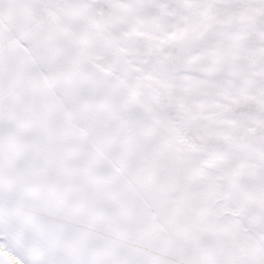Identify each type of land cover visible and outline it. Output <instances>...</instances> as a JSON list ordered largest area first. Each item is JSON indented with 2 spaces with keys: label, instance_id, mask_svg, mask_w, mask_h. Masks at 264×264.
Returning a JSON list of instances; mask_svg holds the SVG:
<instances>
[{
  "label": "snow or ice",
  "instance_id": "6c2138e0",
  "mask_svg": "<svg viewBox=\"0 0 264 264\" xmlns=\"http://www.w3.org/2000/svg\"><path fill=\"white\" fill-rule=\"evenodd\" d=\"M0 264H264V0H0Z\"/></svg>",
  "mask_w": 264,
  "mask_h": 264
}]
</instances>
